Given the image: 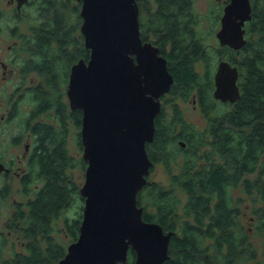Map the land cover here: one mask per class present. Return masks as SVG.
I'll list each match as a JSON object with an SVG mask.
<instances>
[{
  "label": "trees",
  "instance_id": "trees-1",
  "mask_svg": "<svg viewBox=\"0 0 264 264\" xmlns=\"http://www.w3.org/2000/svg\"><path fill=\"white\" fill-rule=\"evenodd\" d=\"M157 2L155 12L150 9L148 18L141 16V26L157 32L159 41H164H161L162 49L174 76L168 94L185 100L192 94L197 95L208 124L197 128L185 118L177 103L173 104L172 113H168L165 107L171 99L165 98V105L156 116L155 138L147 148L154 164L164 163L174 186L167 187L148 177L149 182L138 193V203L144 207L145 220L178 230L171 239L172 257L165 264H246L256 257V250L249 240V230L241 221L239 199L233 192L241 186L244 195L264 202V5L258 11L254 1L249 27L258 37L255 43L246 45L243 58L240 60L235 50L224 47L227 59L241 68L243 88L241 98L227 103L221 111L213 96L215 68L209 67L211 61L192 24L191 16L197 18L193 0ZM47 22H52L50 27H59L52 29L56 36H60L62 27H69L66 38L61 35L64 41L60 43L59 56L69 57L70 63L72 58H89L90 50L84 43L74 45L72 51L66 48L78 27L75 20L72 22L57 12L46 17L42 26ZM168 41H172L169 51ZM49 43H45L44 53L49 51ZM47 58L44 54L36 65L54 85L58 59L48 61ZM200 59L205 62L203 72L196 65ZM71 116L81 125V109ZM60 122L63 131L57 132L59 142L53 144L50 165L45 156L42 159L44 184L29 201L27 209L18 213L22 219L20 231L27 241L23 251L12 255L13 264H57L66 248L54 235V222L77 201V195L84 200L72 172L80 163L67 148L68 124L64 118ZM81 163L86 165L83 158ZM178 189L185 193L184 199L178 196ZM83 203L74 217L65 216V226L74 239L79 235ZM259 212L263 219L259 229L264 232L263 204L256 208V213ZM135 259L136 252L130 248L127 261L119 264H134Z\"/></svg>",
  "mask_w": 264,
  "mask_h": 264
},
{
  "label": "water",
  "instance_id": "water-1",
  "mask_svg": "<svg viewBox=\"0 0 264 264\" xmlns=\"http://www.w3.org/2000/svg\"><path fill=\"white\" fill-rule=\"evenodd\" d=\"M82 1L90 56L72 65L67 92L71 107L83 110L84 205L79 235L57 264L125 263L130 248L134 264H162L174 232L144 219L138 193L149 182L154 161L147 145L174 76L159 47L143 41L137 0ZM251 18V0H230L216 33L220 44L241 48ZM239 74L237 65L221 59L213 96L235 102Z\"/></svg>",
  "mask_w": 264,
  "mask_h": 264
},
{
  "label": "flooded vegetation",
  "instance_id": "flooded-vegetation-1",
  "mask_svg": "<svg viewBox=\"0 0 264 264\" xmlns=\"http://www.w3.org/2000/svg\"><path fill=\"white\" fill-rule=\"evenodd\" d=\"M77 1L78 4L75 6L71 4L72 0H25L22 3H19V0H7V4L10 6L9 8L11 9L13 19L17 21H21L22 18L28 14L27 12L30 7H32V9L34 7L37 11H39L40 18L46 16L52 17V15L54 13L57 14V12L63 13L69 18L68 9L72 8V11L76 15L75 22L78 25L75 30L76 33L71 34L72 40L68 42L66 47L68 51H72L74 45L79 46L82 43L85 44L84 34L81 30L83 23V17L81 15L83 1ZM229 1L230 0H226L225 5ZM254 1L256 2L257 10L261 9L264 5V0H259L260 2L257 0H251L252 18L255 9ZM137 3L139 6L140 28L143 41H151L153 44L158 46L159 54L165 56L168 61V56L163 50V39H160L159 41V36L156 34L157 32L151 30L147 31V27L141 26V16L148 18L146 15L147 10L151 9L152 12L157 10L159 6L157 0H137ZM259 3L260 5H258ZM4 13L5 9L0 6V22ZM252 18L245 23L246 43L241 48L234 49L228 45H222V47L228 46L235 50L240 60L245 55L246 45L248 43H253L256 39L254 38L253 40H250L248 36V30L250 28L249 24ZM148 20L149 19L146 20V23ZM43 21L44 20L41 22ZM41 22L39 23L40 25H31L30 30L27 33H19L20 27H1L0 25V32H2L5 28H9L10 30L12 29L11 32L13 37H16L14 43L8 44L6 49L0 45V199L7 197L10 194L12 186L15 183L18 184L16 190L19 194L24 196L25 199L23 198L19 201H13V216L9 221H7L11 223L10 226L15 227L16 229H20L22 226V219L19 218L18 213L27 209L29 201L33 199L37 190L44 184V179L41 177L44 165L42 163V159H44L45 156L47 165H50V159L54 153L53 144L55 142H59L57 132L59 129H62V124L60 122L61 119L64 118L65 123L68 124V131L64 129L66 131L65 138L67 141V148L68 132L70 128L69 123L73 122L77 127H82L83 110L80 107H71L67 91L71 67L80 58L84 57H79L76 60L72 58V62L70 63L69 57L59 56L60 43L64 41L63 36L67 35L69 27H62L60 36H56V33H54L52 29H59V27H50L52 22L45 23V26L43 27ZM79 28L80 33H78ZM48 42H50V49L48 52L44 53V45ZM171 48L172 41H168L166 49L169 51ZM1 50H3V52H1ZM44 54L46 57H49L47 58L48 61H52L51 59L54 57V59H58L57 61L59 63V67H56L57 84H51L52 82L50 79L47 78L43 72L40 71V67L36 65V61L43 59ZM50 54L52 56H50ZM227 60L230 61L229 59ZM62 62L67 63L65 64V67L62 65ZM60 66L62 71L61 74L59 73ZM237 66L240 73L238 79V85L240 88V97L238 99H240L243 88L241 83L242 71L239 65ZM64 68L65 70H62ZM216 70L217 67L215 72ZM32 73L39 78V81L31 78L33 81H29L28 83L27 79ZM35 80L37 83H35ZM49 93L54 96H51ZM26 94L30 95L32 98L30 102L33 104H30L29 106L26 103ZM166 94H163L161 97L162 109L164 107V98H166ZM196 100L197 95H195L194 101L196 102ZM215 100L224 104L234 103L230 101L223 102L216 98ZM79 109L82 110L81 125H77V122L71 116L75 110ZM61 131H63V129ZM64 132L61 137H63ZM53 137L55 141L52 139ZM80 138L83 149L81 130ZM46 162L44 163L46 164ZM7 230V235L4 236V239H7L9 236H13L14 234L13 229L10 227H7ZM164 231L169 232L172 230L164 228ZM173 232L174 233L171 235V239L172 236L178 232L177 228L174 229ZM1 234L3 235V233ZM171 239L168 250L169 257L162 264H165V262L172 257L170 249ZM249 240L253 245H255L251 237ZM254 248L256 250V257L252 260H248L247 263L264 264V261L261 260L259 255V249L256 246H254ZM1 251L2 249H0V254Z\"/></svg>",
  "mask_w": 264,
  "mask_h": 264
},
{
  "label": "rangeland",
  "instance_id": "rangeland-1",
  "mask_svg": "<svg viewBox=\"0 0 264 264\" xmlns=\"http://www.w3.org/2000/svg\"><path fill=\"white\" fill-rule=\"evenodd\" d=\"M225 3L226 0H193L192 3L194 13L197 16V18L191 16V20H193L192 24L193 27H195L197 35L201 38V41L203 42V46L206 50V55L208 59L211 61L209 67H211L212 70L213 68L216 69L218 62L221 59L227 58V54H228L227 50L224 47H222V45L220 44L219 39L216 35L217 31L221 26L220 20ZM71 4L75 6L76 4H78V1L72 0ZM258 5H260V3ZM0 6L5 9V13L0 22L1 27H20L19 33L20 32L27 33L30 30L31 25L34 24L38 25L46 17H49L46 16L44 17V19L43 17L40 18L39 11H37L34 7L33 9L32 7H30L27 12L28 14L25 15L21 21H17L13 19V15L11 13V9L9 8L10 6L7 4V0H0ZM68 10H69L68 19L73 22L76 19V15L72 11V8H69ZM11 30L9 28H5L2 32H0V45H2L4 49L7 48L8 44L14 43L16 39V37H13ZM78 33H80V28L78 29ZM248 36L250 40L257 38L256 33L251 32L250 28L248 30ZM3 50H1V52H3ZM65 64L66 62H62V65L64 67ZM196 65L198 66V70L200 72L204 71L205 62L203 59L197 61ZM62 70H65V68ZM61 72L62 71L60 66L59 73L61 74ZM31 78H34L37 81H39V78L32 73L31 75H29V78L27 79L28 83L29 81H33L31 80ZM36 80L35 83H37ZM165 97L171 99L169 104L166 105L165 107L168 109L167 110L168 113H172V106L174 103L175 104L177 103L179 109L181 108L180 109L181 112L190 123L195 124L199 129L200 128L202 129L207 126L208 123L202 113L200 104L198 103L197 100L196 102L194 101L195 94H192L187 100L183 99L181 96L178 97L170 96L168 93L165 95ZM25 98L28 106L30 104H33L30 102L32 99L30 95L26 94ZM217 104L219 110L221 111H223L227 106V104H224L220 101H218ZM164 105H165V98H164ZM69 126L70 128L68 132V149L70 153L80 163L72 170V172L76 182L79 183V185L81 186L85 180V170H86V165L83 166V164L81 163L82 154H83L81 138H80L81 128L77 127L73 122H70ZM149 178L162 182L167 187L174 186L173 184L170 183V176L167 173V169L163 162H158L153 165ZM17 187L18 184L15 183L12 186L10 194L7 197L0 199V249H2L0 254V264H13L10 261L12 259L11 258L12 255L15 252L23 251L27 241L26 240L27 238L23 236L20 229H16L15 227L10 226L11 223L7 222L13 216L12 214L13 201L14 200L19 201L23 198L25 199L24 196L18 193V191L16 190ZM233 194L234 197L239 199L237 200V204H239V207L241 209V221L244 227L249 230L250 237L255 244L254 246H256L259 249V255L261 257V260L264 261V232L259 229V225L263 220L260 217V213L262 212H259L258 214L256 213V208L261 204L264 205V202L260 200L254 201L251 199L250 196L244 195L241 186L235 189ZM178 196L184 199L185 193L182 192L181 189H178ZM82 201L84 200H82L81 197L77 195V201L73 202L72 206L68 210H65L62 216L54 222V235L61 244L65 245L66 250L68 245L75 239L67 231V228L65 226V216L74 217ZM7 227L13 229L14 234L13 236H9L7 239H4V236L7 235V231H8ZM1 233H3V235ZM247 264H253V263L249 262Z\"/></svg>",
  "mask_w": 264,
  "mask_h": 264
}]
</instances>
